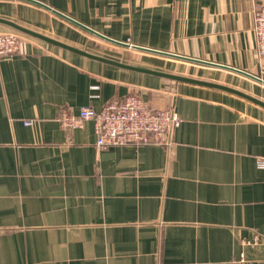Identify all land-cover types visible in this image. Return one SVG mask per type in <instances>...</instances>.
Wrapping results in <instances>:
<instances>
[{
	"label": "crops",
	"instance_id": "crops-1",
	"mask_svg": "<svg viewBox=\"0 0 264 264\" xmlns=\"http://www.w3.org/2000/svg\"><path fill=\"white\" fill-rule=\"evenodd\" d=\"M35 1L0 18L68 46L0 23L23 38L0 60V264H264V0ZM128 94L176 110L170 145L60 125Z\"/></svg>",
	"mask_w": 264,
	"mask_h": 264
},
{
	"label": "built area",
	"instance_id": "built-area-1",
	"mask_svg": "<svg viewBox=\"0 0 264 264\" xmlns=\"http://www.w3.org/2000/svg\"><path fill=\"white\" fill-rule=\"evenodd\" d=\"M253 18L256 52L261 56L264 55V4L254 7ZM22 40L14 30H0V60L5 55L20 51ZM87 119L93 121L97 149L130 144L168 146L172 142L173 128L180 122L173 108H154L148 100L136 94L112 99L98 110L81 106L74 113L63 108L58 118L60 125L66 128L79 127Z\"/></svg>",
	"mask_w": 264,
	"mask_h": 264
},
{
	"label": "water",
	"instance_id": "water-1",
	"mask_svg": "<svg viewBox=\"0 0 264 264\" xmlns=\"http://www.w3.org/2000/svg\"><path fill=\"white\" fill-rule=\"evenodd\" d=\"M31 1H34V2H37L35 0H31ZM39 3V2H37ZM39 4H42V3H39ZM43 5V4H42ZM46 6V5H44ZM58 12V11H56ZM60 15H62L63 17L71 20L72 22H75L76 24L82 26L83 28L95 33V34H98L99 36H102L103 38H106L112 42H116L118 44H124L126 46H132V47H136V48H141V47H138L136 45H130L128 43H124V42H121V41H116V40H113V39H110L108 37H105L104 35H101L100 33H98L97 31H94L93 29L89 28V27H86L85 25H82L81 23H78L77 21H75L74 19H71L70 17H67L66 15H64L63 13H60L58 12ZM0 23H4L6 25H9L11 26L12 28L14 29H17V30H20L22 32H25L27 34H30V35H33V36H37V37H40L46 41H50V42H53V43H57V44H60V45H64V46H68V45H65L59 41H56L52 38H49L45 35H41L35 31H32L30 29H27L26 27H23L17 23H14L13 21H9V20H6V19H2L0 18ZM71 49H74V48H71ZM76 51H79L78 49H74ZM89 57H92V58H95V59H98V60H101V61H104L106 63H110V64H113V65H118V66H121V67H126V68H130V69H136V70H141V71H145V72H152V73H155V74H159V75H162V76H165V77H170V78H177V79H183V80H187V81H193V82H198V83H205L203 81H199V80H194V79H190L188 77H181V76H178V75H173V74H169V73H164V72H158V71H154V70H150V69H145V68H141V67H135V66H132V65H128V64H125V63H121V62H118L114 59H111V58H107V57H104V56H99V55H96V54H93V53H90V52H81ZM257 78V77H256ZM219 86V85H218Z\"/></svg>",
	"mask_w": 264,
	"mask_h": 264
}]
</instances>
